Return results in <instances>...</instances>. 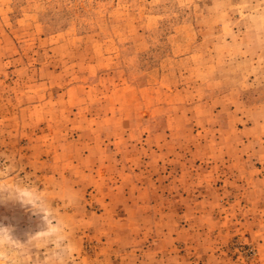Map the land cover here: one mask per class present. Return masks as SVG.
<instances>
[{"label": "rangeland", "instance_id": "1", "mask_svg": "<svg viewBox=\"0 0 264 264\" xmlns=\"http://www.w3.org/2000/svg\"><path fill=\"white\" fill-rule=\"evenodd\" d=\"M0 264H264V0H0Z\"/></svg>", "mask_w": 264, "mask_h": 264}]
</instances>
